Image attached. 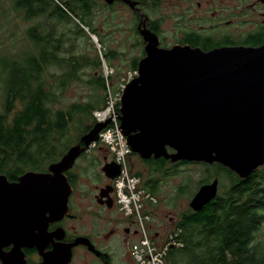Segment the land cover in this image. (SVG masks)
<instances>
[{"label": "water", "instance_id": "95a60500", "mask_svg": "<svg viewBox=\"0 0 264 264\" xmlns=\"http://www.w3.org/2000/svg\"><path fill=\"white\" fill-rule=\"evenodd\" d=\"M116 1L106 0L109 5ZM123 2L142 16L137 2ZM139 29L148 43L146 56L139 61V76L126 86L119 117L132 152L144 161L217 163L241 179L264 166V45L210 51L188 45L162 48L156 34ZM109 124L110 120L95 124L47 172L28 171L16 181L0 174L3 264H24L23 248H37L43 254L52 237L65 238L64 229L51 234L47 230L68 214L73 189L67 173ZM103 172L114 180L120 166L106 162ZM219 185L217 178L202 185L189 207L201 211L216 199ZM109 192L107 186L100 194L99 200H104L98 201L112 208ZM81 243L54 245L43 254L45 264H69L73 248ZM7 247H12L9 252Z\"/></svg>", "mask_w": 264, "mask_h": 264}, {"label": "trees", "instance_id": "16d2710c", "mask_svg": "<svg viewBox=\"0 0 264 264\" xmlns=\"http://www.w3.org/2000/svg\"><path fill=\"white\" fill-rule=\"evenodd\" d=\"M5 1L11 3L4 6L3 0H0V34L4 28L7 29L3 34L8 42L7 45L2 41L0 43V90L3 98L0 111V174L16 181L28 171L46 172L68 149L79 144L96 124L93 112L105 107L108 84L115 91L128 71L116 82L113 81L114 73L108 77L104 71L102 75H91L88 85L92 94L88 102L56 109L54 106L59 103L66 88L78 79V71L82 67L103 68L104 62L99 55L95 59L83 57V61L79 55L61 57L63 52L66 53V50L63 51L65 33L58 34L59 24L71 23L80 34H86L84 29L87 28L92 35L99 36L101 44L104 43L103 36L92 23L96 2ZM132 1L137 2L142 10V0ZM105 7L113 10L115 6ZM134 16L133 31L139 36L137 30L141 17L137 13ZM14 17L25 23L43 19L24 29L20 28V23L9 29ZM52 20H57L59 24H50ZM156 25L153 21L149 27L157 33ZM185 42L200 44L203 50L211 47H207V42L203 46L201 40L194 37ZM16 43L22 45L16 46ZM139 43L142 46L141 38ZM116 56V50L104 53L105 60L114 68L112 61ZM141 58L142 55L132 59L131 70L138 69ZM53 68L62 73L58 75L52 71ZM116 72L120 74L117 69ZM132 156L138 157L134 153ZM152 161L149 168L151 180L142 188L154 197H158L161 191L159 185L152 187L156 180L154 177L174 174L178 165L214 168L213 174L206 172L199 187L210 183L211 178L212 181L217 178L226 183L221 186L220 182L218 196L201 211L189 208L181 213L175 227L183 231L180 241L184 243V248L170 250L169 264H264V246L257 241L264 226V166L247 179H241L217 163L207 165L181 161L173 164L163 158ZM135 174L143 178L140 172ZM185 188L188 189L187 186Z\"/></svg>", "mask_w": 264, "mask_h": 264}, {"label": "rangeland", "instance_id": "374dc122", "mask_svg": "<svg viewBox=\"0 0 264 264\" xmlns=\"http://www.w3.org/2000/svg\"><path fill=\"white\" fill-rule=\"evenodd\" d=\"M3 3L5 4L4 6H9L11 1L6 2L3 0ZM151 5H153V3L150 4V6ZM153 14H155V10L151 13L149 12L151 18H153ZM40 19L43 18L25 23L21 19H15L14 17L13 22L10 23L8 28L11 29V26L20 23V28L24 29L25 26L39 22ZM92 19V23L95 24L99 33L103 36L104 43L102 44L99 41V36L95 34L92 35L87 28L84 29L86 34H80L76 26L71 25V23L59 24L57 20H52L50 22V24H59V35L65 33V48H63V51L66 50V53L63 52L61 57L79 55L81 61H83V57L95 59L96 55H99L101 62H104L105 65L113 69L115 77L113 81L116 82L122 74L131 70L130 66L132 59L134 57L140 58L142 55V46L139 43L142 37L139 32L138 36L133 31L135 25L134 13L131 8L120 4L116 5L113 10H107L103 4L96 2ZM166 30L167 28L165 27L164 31ZM4 31H7V29L4 28L2 30L0 34V43L2 41L7 45L8 42L4 37ZM164 38L167 46L173 45L178 39L172 35H166ZM21 45L22 44L16 43V46ZM16 46L13 45V47ZM110 50L117 51L116 59L112 61V64L120 71V74H118L116 69L108 64L104 58V53ZM52 71H56L58 75L62 73V71H57L56 68H53ZM102 74L103 68L97 70L90 66L82 67V69L78 71V79L66 88L63 97L54 107H56V109H66L74 103L88 102L92 94V88L88 85L91 75ZM102 94L105 96V92ZM114 95L115 94H113L112 97ZM110 100L111 94H109L105 104L107 103L109 105ZM2 103L3 98L0 90V111H2ZM107 154L105 146H100L99 150L90 147L69 171L70 174L73 172L80 182L77 188L80 196L78 198V205L75 207L74 215L77 214L78 217L82 216L72 223L77 226L76 229L80 235L83 233L98 241L99 247L105 251L107 250V252L113 256L114 264H116L119 257L125 260L129 259V255H131V252L129 253V246L137 240V237L134 235L135 226L131 224V220L124 218V214L119 210L117 205L108 208L99 205L94 199V188L100 184L98 175L101 171L100 166L104 162V158ZM138 157H131L132 164L136 171L142 172L140 167L142 166V162L145 163V161ZM174 171H176V174L174 173L167 176L158 175L154 177L156 180L163 178V182L162 185L158 186L161 191L160 195L156 197L157 203L151 209L153 211V218L149 223L148 231L152 237L159 241H163L166 236L175 229L181 213L186 212L190 208L189 204L200 188V183L205 179L206 172L213 174L214 168L202 167L199 165H178L175 167ZM147 175L148 173L143 175L144 181ZM156 180L154 181L155 185ZM209 181L211 182L212 178ZM220 182L221 186L226 184L225 180H220ZM186 186L188 189L185 188ZM126 228L132 230L129 236L124 233ZM114 229L117 230L115 233ZM111 231H113V233H111ZM127 240L130 243L128 244L129 246L127 245ZM257 241L264 246V226L257 237ZM77 252L78 260L75 264H101L96 257L84 255L83 249L79 248Z\"/></svg>", "mask_w": 264, "mask_h": 264}, {"label": "flooded vegetation", "instance_id": "af4514ba", "mask_svg": "<svg viewBox=\"0 0 264 264\" xmlns=\"http://www.w3.org/2000/svg\"><path fill=\"white\" fill-rule=\"evenodd\" d=\"M88 1L101 3L104 6L108 5L114 7L120 4L129 7L123 2V0H117L112 5L107 4L106 0ZM152 3L153 5L150 6ZM106 9L109 10L108 8ZM154 10L155 14H153V18H151L149 16V12L151 13ZM132 12L136 13L133 10ZM142 16L145 18H142V24H145V27L148 30L157 35L160 47L162 48H171L176 45H188L193 48L202 49L200 44L196 45L190 42L186 43L185 40H189L190 37L200 39L203 46L206 42L208 43L207 47L211 46L209 49L204 51H210L221 47L236 46L259 48L264 45V0H142ZM153 21L157 23V33L153 31V28L149 27ZM165 27L167 28L166 31H164ZM166 35H172L178 39L173 45L167 46L164 38ZM147 44L148 43L144 41L142 36V58L146 56L145 48ZM110 157L111 155L109 154L105 156L104 162L100 166L101 171L98 174L100 184L94 188V199L101 206H106L99 203V201H103L104 199H99L102 190L107 186H110L109 196L113 201V206L117 205L115 203L113 180L108 179L103 172V167L106 162L110 161ZM152 160H149L146 163L142 162V166L140 167L142 172L136 171L134 165L132 164V169L135 173L140 172L143 175L148 173L145 181L143 178V182L141 183L142 186L146 185L151 180V178L147 177H150L151 174L149 168L150 164L153 162ZM67 176L73 189L69 198L68 214H66L63 219L50 223L47 230V233L51 234L60 229H64L66 235L63 240H58L56 237H52L51 241L43 250V254L51 252L54 245L61 244L63 246H69L79 240H82V243L84 244L81 243L73 248L72 260L69 264H75L77 262V250L79 248L83 249L84 255L96 257L101 264H114L113 256L107 252V250L105 251L100 248L98 241L91 238L89 235H84L83 233L80 235L76 229L77 226L72 223L82 217H78L77 214L74 215L75 207L78 205V198L80 196L77 190L79 185L78 183L80 182L73 172H71V174L68 172ZM162 182L163 178H160L159 180H156V185L160 186L162 185ZM156 185L153 183L152 187ZM124 218L131 220V224L135 226L134 235L137 237V240L133 242L132 245L127 240V245L130 244V246L128 245L130 247V253L131 247L139 241V225L132 218ZM116 231L117 230L114 229V233ZM131 232L132 230L129 228H126L124 231V233L128 236ZM111 233H113V231H111ZM11 248L12 247L5 248V252H9ZM94 250L98 254L95 253ZM23 252L25 254L24 264H45L44 255L40 253L37 248H23ZM0 264H3L1 260ZM116 264H135L132 253L129 255V259L127 260L119 257Z\"/></svg>", "mask_w": 264, "mask_h": 264}, {"label": "built area", "instance_id": "2783aa9c", "mask_svg": "<svg viewBox=\"0 0 264 264\" xmlns=\"http://www.w3.org/2000/svg\"><path fill=\"white\" fill-rule=\"evenodd\" d=\"M104 75L108 77L113 69L103 64ZM138 70L128 71L118 83L115 91L108 84L107 98L111 94L109 105L106 103L103 111H94L96 123L110 120L107 129L100 134L98 142L91 148L105 146L110 162L120 166L119 176L113 180L115 189V203L125 217L132 218L139 225V241L131 247L133 260L136 264H169L168 253L171 249H182L184 243L180 241L182 229L175 228L163 241L155 239L149 234L148 226L153 218L151 206L157 203L156 197L142 188V180L132 169V149L122 134L120 127V104L126 86L138 77ZM115 94V97L112 95ZM107 100V99H106Z\"/></svg>", "mask_w": 264, "mask_h": 264}, {"label": "bare ground", "instance_id": "6f19581e", "mask_svg": "<svg viewBox=\"0 0 264 264\" xmlns=\"http://www.w3.org/2000/svg\"><path fill=\"white\" fill-rule=\"evenodd\" d=\"M142 18H143V16H141ZM143 19H145V18H143ZM142 20V19H141ZM142 26V29L145 27V24H142V22L140 21V25L138 26V32H140L139 30V28ZM141 33V32H140ZM142 35L144 36V34H143V32H142ZM113 97H115V95L113 96Z\"/></svg>", "mask_w": 264, "mask_h": 264}, {"label": "clouds", "instance_id": "9594fccd", "mask_svg": "<svg viewBox=\"0 0 264 264\" xmlns=\"http://www.w3.org/2000/svg\"><path fill=\"white\" fill-rule=\"evenodd\" d=\"M120 110H121V104H120L119 113H120ZM119 117H120V116H119ZM120 123H121V122H120ZM96 124H97V123H96ZM107 127H108V126H107ZM106 129H107V128H106ZM106 129H105V130H106ZM103 131H104V130H103ZM103 131H102V132H103ZM102 132H101V133H102ZM101 133H100V134H101ZM99 138H100V135H99ZM98 141H99V140H98ZM98 141H96V142H98ZM94 143H95V142H94ZM97 149H100V147H98Z\"/></svg>", "mask_w": 264, "mask_h": 264}]
</instances>
